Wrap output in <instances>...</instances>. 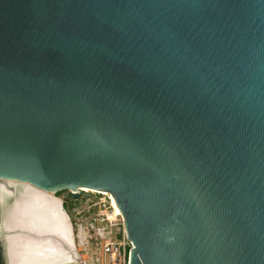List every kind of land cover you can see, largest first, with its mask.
I'll use <instances>...</instances> for the list:
<instances>
[{"label": "water", "instance_id": "obj_1", "mask_svg": "<svg viewBox=\"0 0 264 264\" xmlns=\"http://www.w3.org/2000/svg\"><path fill=\"white\" fill-rule=\"evenodd\" d=\"M1 180L110 194L127 264H264V0H0Z\"/></svg>", "mask_w": 264, "mask_h": 264}, {"label": "bare ground", "instance_id": "obj_2", "mask_svg": "<svg viewBox=\"0 0 264 264\" xmlns=\"http://www.w3.org/2000/svg\"><path fill=\"white\" fill-rule=\"evenodd\" d=\"M77 191L98 193L86 188ZM53 193L12 180L0 181V241L6 264H83L77 257L62 202ZM100 194L109 196L115 214L120 216L110 194ZM129 246L131 249V243Z\"/></svg>", "mask_w": 264, "mask_h": 264}, {"label": "rangeland", "instance_id": "obj_3", "mask_svg": "<svg viewBox=\"0 0 264 264\" xmlns=\"http://www.w3.org/2000/svg\"><path fill=\"white\" fill-rule=\"evenodd\" d=\"M53 195L61 200L63 210L69 219L74 248L80 262L127 264L130 243L124 237L122 219L111 208L108 195L87 191L82 192L77 199L68 197L67 191H57ZM108 238L123 243L124 253L120 256L104 254L101 246Z\"/></svg>", "mask_w": 264, "mask_h": 264}, {"label": "built area", "instance_id": "obj_4", "mask_svg": "<svg viewBox=\"0 0 264 264\" xmlns=\"http://www.w3.org/2000/svg\"><path fill=\"white\" fill-rule=\"evenodd\" d=\"M122 244L123 243L119 241H114L111 238H108L103 242L101 248L104 254H108L111 256H120V254L124 253V247Z\"/></svg>", "mask_w": 264, "mask_h": 264}]
</instances>
